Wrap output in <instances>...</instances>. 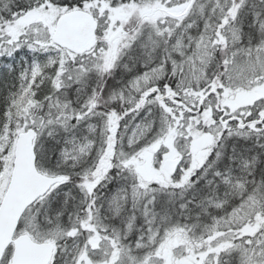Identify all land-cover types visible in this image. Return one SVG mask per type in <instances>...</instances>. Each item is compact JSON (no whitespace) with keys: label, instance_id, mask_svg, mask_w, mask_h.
Returning a JSON list of instances; mask_svg holds the SVG:
<instances>
[{"label":"snow or ice","instance_id":"6c2138e0","mask_svg":"<svg viewBox=\"0 0 264 264\" xmlns=\"http://www.w3.org/2000/svg\"><path fill=\"white\" fill-rule=\"evenodd\" d=\"M0 264H264V0H0Z\"/></svg>","mask_w":264,"mask_h":264}]
</instances>
